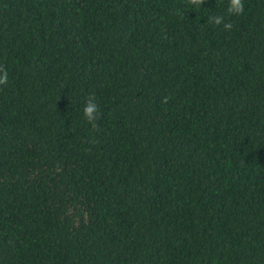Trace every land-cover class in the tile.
<instances>
[{"label": "trees", "instance_id": "obj_1", "mask_svg": "<svg viewBox=\"0 0 264 264\" xmlns=\"http://www.w3.org/2000/svg\"><path fill=\"white\" fill-rule=\"evenodd\" d=\"M243 3L0 0V264H264V0Z\"/></svg>", "mask_w": 264, "mask_h": 264}, {"label": "clouds", "instance_id": "obj_2", "mask_svg": "<svg viewBox=\"0 0 264 264\" xmlns=\"http://www.w3.org/2000/svg\"><path fill=\"white\" fill-rule=\"evenodd\" d=\"M204 3V0H187V5L194 6L196 8H200ZM226 12L229 15H241L244 12V3L243 0H228V5L226 8ZM209 22L213 25H221L223 24V28L225 30H231L232 24L230 22H224L225 18L223 16H211L208 18ZM8 84V72L5 68L0 66V86H6ZM166 102V98H165ZM98 108L99 106L95 102V96L90 95L87 98L85 107L83 108V116L84 118L92 125L93 128H96L97 125L95 121L98 119Z\"/></svg>", "mask_w": 264, "mask_h": 264}]
</instances>
